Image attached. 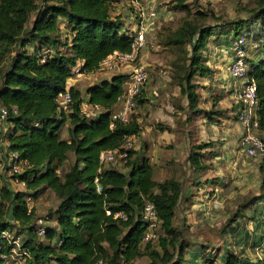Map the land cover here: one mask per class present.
I'll use <instances>...</instances> for the list:
<instances>
[{"label":"trees","instance_id":"obj_1","mask_svg":"<svg viewBox=\"0 0 264 264\" xmlns=\"http://www.w3.org/2000/svg\"><path fill=\"white\" fill-rule=\"evenodd\" d=\"M116 1L0 0V105L8 109L4 136L8 149L27 163L18 174L25 190L15 189L9 180L0 187V232L17 228L18 235L22 233V246L28 253L24 264H94L98 259L105 264H132L143 255L149 256V264H182V241L173 224L181 182L173 177L155 180L152 165L134 148L128 150L123 163L126 170L106 166L117 160L99 161L102 151L120 146L126 135L140 131L133 116L126 123L110 117L124 92L128 73L116 72L85 87L88 103L101 109L94 117L81 111L82 91L67 85L76 68L83 74L93 73L114 51H130L132 31L124 27L121 15L114 13ZM185 1L178 0L176 6L189 12ZM252 1L255 6L249 18L230 21L235 29L233 38L245 35L240 32L242 24L254 26L264 37V0ZM62 22L70 33L66 41L61 37ZM212 30L211 25H194L184 18L168 35L169 44L190 45L187 67L178 75L176 85L191 110L196 103L192 78L208 72L201 49ZM46 49L51 53L40 61ZM247 56V75L256 83L258 128L264 132V52L254 59L251 53ZM66 89L72 102L64 111L57 96ZM65 123L67 138H62ZM209 145H194L187 157L192 167H199L200 150ZM69 153L74 160L60 174L58 169ZM44 189L52 190L58 201L51 212L53 220L45 217V232L40 236L34 226L38 216L27 205L25 195L37 196ZM144 199L155 206L160 250L150 249L154 240L145 239ZM120 211L126 219L114 216ZM176 243L179 246L173 258L168 246ZM225 264L256 263H243L228 255Z\"/></svg>","mask_w":264,"mask_h":264},{"label":"rangeland","instance_id":"obj_2","mask_svg":"<svg viewBox=\"0 0 264 264\" xmlns=\"http://www.w3.org/2000/svg\"><path fill=\"white\" fill-rule=\"evenodd\" d=\"M36 1L41 3V0ZM137 1L155 11V15L146 21L147 41L138 59V64L148 72L146 89L141 95H148V98H140L141 112L137 114L142 118L143 127L153 124L154 129L157 126L167 129L187 127L194 137H205L216 144L214 149L201 152L206 153L205 157L209 159L213 157L211 162H202V167L200 164L197 168L192 167L183 156L182 162L179 161L177 165L172 163L166 168L165 175L161 176L160 171L155 172L158 180L173 177L182 184L173 220L182 241L180 262L225 264L227 256L234 255L243 263L245 260L248 263H264V237L259 225V213L264 208V167L260 160L247 156L239 145L241 126L236 116L232 79L227 72V65L233 56L229 44L235 35L234 25L230 21L249 18L255 3L252 0H186L187 12L176 6L178 0ZM120 3L128 5L129 2L119 1L115 3L116 7ZM124 4L120 9L125 7ZM135 10L137 18L139 7ZM184 18L194 25H211L213 29L206 46L201 49L203 62L208 66L205 82H195L194 108L200 111L189 109L184 95L166 96L164 93L165 90L172 91L178 75H182L188 64L185 57L189 55L190 45L168 43L169 33L178 28ZM240 32L246 36L248 42L245 47L248 53L253 54L251 58L260 57L264 52V47H260L261 43L264 44V37L260 36L258 29L242 24ZM102 72L96 76L79 74L72 78L76 85L84 87L97 81ZM198 77L196 74L194 80L197 81ZM167 120L169 122L166 123ZM188 121V125H185ZM194 140L198 141L199 138H190L191 150L196 145ZM73 160V154L69 153L58 173L62 174ZM106 166L126 170L119 161ZM13 187L19 188L15 184ZM21 188L25 190V186ZM57 201L52 190L44 189L37 196H32L30 206L38 217L48 216L51 222V212ZM14 231L17 233V228ZM156 233L161 235L159 228ZM19 234L23 237L22 233ZM178 246V243L168 246L173 258L177 256ZM150 249L160 250L156 238L150 244ZM149 261V256L143 255L132 264H149Z\"/></svg>","mask_w":264,"mask_h":264},{"label":"built area","instance_id":"obj_3","mask_svg":"<svg viewBox=\"0 0 264 264\" xmlns=\"http://www.w3.org/2000/svg\"><path fill=\"white\" fill-rule=\"evenodd\" d=\"M145 1V0H144ZM137 6L140 9L139 19L136 28L132 30L130 35V51L120 52L114 51L108 55L100 64V70L119 69L123 66L127 67V80L124 86V92L119 98V101L111 109V120L128 122L135 110L138 107V96L141 94L145 84L148 81V72L140 64H138L139 53L145 47L148 35V26L146 21L155 11L145 8L139 2ZM246 36L241 34L237 38L230 41V50L233 52L231 61L227 65V72L232 79L233 97L236 103V116L241 126V134L239 136V145L241 150L249 157L260 160L264 167V132L259 131L258 125V100L256 95V83L254 79L249 78L247 73L249 65L247 62V51L245 45ZM51 51L46 49L40 57V61H44L47 54ZM76 75L80 72L75 69ZM59 108L64 111L69 110L72 102L71 95L66 89L59 92L57 96ZM98 105H82L81 111L88 117H94L100 111ZM16 112V109H13ZM8 109L4 105H0V125L3 134L0 135V168H2L10 184L18 186V190L25 186L24 181L20 180L18 174L21 173L27 166L25 160L18 156L16 151L9 150L7 147V139L5 133V121ZM112 125V124H111ZM136 134H129L124 137L121 145L112 149L104 150L100 153L99 161L101 164L113 162L115 160L120 163H125L128 158V150L134 148V137ZM1 187V185H0ZM101 187L97 185L99 191ZM144 205L141 211V216L147 225L145 234L146 240H154L157 237L156 230L159 226V219L155 210L154 203L144 199ZM25 201L30 206L32 195H25ZM110 214V210H106ZM115 217L126 219L124 212H116ZM259 220L262 225L264 237V208L259 215ZM46 219L38 217L35 220L34 226L38 235H43L45 232ZM28 256L27 250L22 246L21 236L16 234L14 230L4 229L0 232V264H24ZM94 264H105L102 259H98ZM262 264V263H259Z\"/></svg>","mask_w":264,"mask_h":264},{"label":"crops","instance_id":"obj_4","mask_svg":"<svg viewBox=\"0 0 264 264\" xmlns=\"http://www.w3.org/2000/svg\"><path fill=\"white\" fill-rule=\"evenodd\" d=\"M119 1L122 2V0H117L116 3ZM126 1L129 2L128 5H125L123 3L125 5V7L120 9V7L123 6V4L120 3L119 7H115L114 13H117V14L119 13L121 15V19L123 21L124 27H126L127 30L132 31L136 28V25H137L136 19L137 18L139 19V15L136 18V10H135L139 1H137V0H126ZM129 9H132V10H129ZM139 11H140V9H139ZM149 19H150V17H149ZM60 27L62 30V36L61 37L64 41H66L67 39L70 38V33L67 31V28H64L63 22L60 23ZM99 70L95 71L93 73H89L88 75L96 76V75H98V73L100 71H102V70H100V71ZM113 70H107V71L102 72L101 74H103V75H100L101 77L98 80H100L102 78L110 77L112 74H114L116 72H121V73L127 72L128 69H127V67L123 66L119 69H116L117 70L116 72H115V70L114 71ZM80 74H83V73H80ZM205 75L202 76V75L198 74L199 79L197 81H195L194 77H193L192 81L193 82H200V81L205 82L204 81L206 79ZM194 76H196V75H194ZM90 84H92V83H90ZM146 84L144 86L145 89H146ZM67 85L68 86L73 85L82 91V97H83L82 105L90 104V103H88V96L84 92L85 87L88 86L89 84L85 85L84 87H80V86L75 84L74 78L71 77L67 80ZM174 86L175 87H172V91L171 90H165L164 91V93H166L165 94L166 96L181 95L179 87L175 84H174ZM142 94H143V90L141 92V95ZM140 97L147 99L148 95H144V96H140ZM152 99H154V96H152ZM152 99H151V101H153ZM187 104H188V101H187ZM140 107H141V104L139 103L137 109L135 110L134 114L132 115L140 126V131L134 137V149H136L141 155H143L144 157H146L148 159L149 163L153 167L152 176L155 180H158L155 178V172L156 171H160L161 176L165 175L166 174V168L168 166H171L172 163L174 165H177L179 163V161L182 162L183 156H185V159L188 160L187 157H188L189 152L191 151V148L189 145L190 138H195V137L199 138L200 141L194 140L196 144H197V142L198 143H200V142H209L210 143L209 146L202 148L200 150V153L215 148L216 144H214V143L212 144L211 141L206 140L205 137L202 138L201 136H198V135H196L194 137L192 132H190L189 128H187V127H182L181 129L169 127V129H167V127L157 126L154 129L153 128L154 124L143 127L144 123L142 121V118H139V116H137V114L141 112ZM193 110H197V109L193 108ZM167 122H169V121L167 120L166 123ZM188 123H189V121L186 122L185 125H188ZM64 126H66V127L65 128L62 127L63 129L61 131V137L67 138V126H68V124L65 123ZM2 132H3L2 127L0 125V134ZM200 138H202V139H200ZM205 155H207V154L201 153V155L199 157V160H200L199 163H200L201 167L203 166L202 162H207L208 160L211 162V160L213 158V157H211V159H209L208 156L205 157ZM166 178H168V177H165L159 181H162ZM7 180L8 179L6 177L5 171L2 168H0V185H2L3 183H7ZM261 211H260V213H261ZM260 213H259V215H260ZM259 225H260V229H262V225H261L260 220H259ZM262 234H263V232H262ZM258 258L261 259L262 257H258ZM246 261H248V260H246ZM260 263L264 264L263 262H260Z\"/></svg>","mask_w":264,"mask_h":264}]
</instances>
